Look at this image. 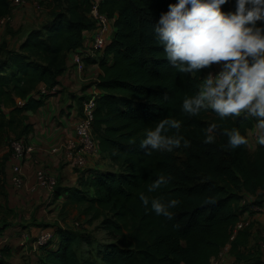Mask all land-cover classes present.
Masks as SVG:
<instances>
[{
	"label": "trees",
	"instance_id": "obj_1",
	"mask_svg": "<svg viewBox=\"0 0 264 264\" xmlns=\"http://www.w3.org/2000/svg\"><path fill=\"white\" fill-rule=\"evenodd\" d=\"M176 2L103 0L99 4L98 12L112 18L113 25L109 43L96 57L99 92L91 131L99 150L96 156H108L110 167L72 166L80 172L76 185L63 189L56 178L49 195L60 213L65 205L76 206L109 241L94 244V238L82 229L55 222L54 229H46L53 232L52 239L35 249L37 264H211L226 246L236 264H246L244 252L252 232L249 225L234 227L245 195L264 202V146L257 144L253 152L248 144L235 149L227 146L225 128H237L246 137L253 128V118L243 113L221 120L211 110L197 116L183 112V100L196 94L210 69L190 76L168 64L154 26ZM39 3L50 9L42 25L25 31L13 29L8 21L0 34V147L31 132L25 112L36 110L53 93L41 94L40 87L50 89L59 83L68 56L83 47V33L95 25L89 16L92 0ZM11 6V0H0V18L11 14ZM222 10H234V0ZM23 31L22 42L9 44L7 35L13 40ZM165 118L182 122L180 135L190 141L189 146L146 154L140 148L146 130ZM213 123L218 125L214 142L205 143V131ZM63 162L67 164L64 158ZM162 174L171 177L169 183L149 192ZM141 194L180 203L169 209V219L157 216L150 206L145 210ZM3 221L0 231L10 223ZM26 234L27 241L33 242L35 238ZM5 249L4 245L0 264Z\"/></svg>",
	"mask_w": 264,
	"mask_h": 264
},
{
	"label": "clouds",
	"instance_id": "obj_2",
	"mask_svg": "<svg viewBox=\"0 0 264 264\" xmlns=\"http://www.w3.org/2000/svg\"><path fill=\"white\" fill-rule=\"evenodd\" d=\"M230 0H177L168 6L154 26L168 64L179 74L190 75L217 66L203 77L197 92L186 97L182 110L190 116L211 110L221 120L241 114L256 118V141L264 146V0H234V10L223 11ZM258 22H261L258 25ZM182 122L174 118L159 121L146 130L140 148L172 152L190 141L180 135ZM218 125L205 131V143L214 142ZM173 130L174 133L169 135ZM227 146L235 149L249 143L239 129L223 130ZM160 175L149 187L154 192L169 183ZM140 200L157 216L172 218L169 209L180 201L167 203L141 194Z\"/></svg>",
	"mask_w": 264,
	"mask_h": 264
},
{
	"label": "crops",
	"instance_id": "obj_3",
	"mask_svg": "<svg viewBox=\"0 0 264 264\" xmlns=\"http://www.w3.org/2000/svg\"><path fill=\"white\" fill-rule=\"evenodd\" d=\"M11 7L9 25L13 29L21 28L22 30H27L36 28L42 25L49 17V8L42 6V10H45L47 13L44 12V14L38 16L31 1L23 4H14ZM83 35L84 40L82 48L84 49L89 45L88 30H86ZM25 37L26 32L24 33L23 31L22 34L13 38L11 44L17 46ZM78 50L77 48L73 52ZM71 54L67 58L66 70L59 78V83L57 84L58 90L49 95L45 102L36 110L25 112L26 123H29L32 129L31 132L23 138L27 143L33 146L34 151L27 154L22 163L24 172L22 188L15 189L9 182V170L7 172L8 175L6 174L9 184L7 189L10 187L7 191L9 200L10 198L14 199L13 203L22 208H26V206L30 207V202L44 205L52 203L49 193L36 186L35 173L38 169L43 170L48 175L58 178L60 182L59 185L63 189L66 187H74L76 185L77 176L80 173L74 170L72 166L63 162L65 147L70 141L76 138L74 127L82 116L83 101L94 93L99 92L97 83L99 80L100 67L96 57L85 56V67L82 72H78L72 66ZM251 118L254 120V125L253 128L247 132L249 152H253L258 144L255 135L256 118ZM53 149L57 150L53 151ZM86 164L87 168L91 169L96 168L105 170L110 167V161L106 155L88 157ZM26 193L29 194L30 202L24 198ZM41 208L43 209L44 206H41ZM41 214L40 211L39 217ZM26 217L29 219L32 217L30 211L27 212L26 215H22V213L18 212L17 220L20 221ZM48 223L50 226L45 229L33 224H26V226L20 225L18 222L4 226L0 231V236L5 239L6 247L3 256V264H37V252H35L33 248V242L27 240L21 242V234L22 232L29 233L32 238H36L44 230L54 229L53 223L55 222Z\"/></svg>",
	"mask_w": 264,
	"mask_h": 264
},
{
	"label": "built area",
	"instance_id": "obj_4",
	"mask_svg": "<svg viewBox=\"0 0 264 264\" xmlns=\"http://www.w3.org/2000/svg\"><path fill=\"white\" fill-rule=\"evenodd\" d=\"M27 0H11V5L23 4ZM31 3L35 0H29ZM103 0H92V8L89 12V16L94 20L95 25L92 29L88 30L89 33V45L86 48H80L78 51L72 52L71 63L72 66L78 71L82 72L85 67V56H101L104 52L107 44L110 41L112 33L113 19L109 18L105 13L98 12V6ZM36 10L42 8L38 1V5H33ZM10 20L8 17L0 18V34L5 27L6 23ZM213 73L219 71L217 66H213ZM208 71V72H209ZM207 72V73H208ZM207 75V74H206ZM58 90L57 84L47 89L45 86L40 87V93L46 94L48 91L56 92ZM20 105H23V101H18ZM95 108V93L83 101L82 104V116L74 127L75 140L70 141L65 147L64 159L67 164L82 168L86 165L87 158L96 156L99 153L97 142L93 137L91 131V122L93 120V112ZM11 149V161L9 165V182L15 189H20L24 182V172L22 163L27 154L34 151L31 144L24 141V139H12L10 141ZM57 149H53L56 151ZM36 186L48 193L54 190L57 179L55 176L48 175L43 170L38 169L35 173ZM245 223L238 221L235 224L234 229H240ZM23 234V232H22ZM21 242H25L27 234H23ZM53 237L51 230H44L33 240V248L37 249L40 245L46 244ZM5 245V239L0 236V257L1 249Z\"/></svg>",
	"mask_w": 264,
	"mask_h": 264
},
{
	"label": "rangeland",
	"instance_id": "obj_5",
	"mask_svg": "<svg viewBox=\"0 0 264 264\" xmlns=\"http://www.w3.org/2000/svg\"><path fill=\"white\" fill-rule=\"evenodd\" d=\"M35 1L36 2L32 3V5H38L39 0ZM42 9L43 7L36 10L38 16H41L46 12ZM6 39L10 44L12 41L11 36L8 37L7 35ZM10 151V145L7 142L0 147V226L4 222L3 219L10 222L9 224H15L18 222L20 225L24 226H26V224L29 225L34 221L37 224L58 222V224L64 228L69 227L74 228L75 230L82 229V232L89 233L94 238V244H96V242L107 243V241H109L105 233L98 230L96 222L93 224L87 223V217L80 214L78 212L79 209L76 206L65 205L66 208L64 209V213H60L59 208H57L55 204L48 203L44 205L30 202L28 193H26L24 198L30 202V207L26 206V208H22L13 203L14 199L10 198L9 200V195L7 194V191L10 189V187L7 189L9 185L7 179L8 173L7 175L4 174L3 170L4 165L6 166L5 170H7V172L9 170L7 163L9 164V161H11ZM256 199L257 196L245 195L240 204V221L245 223L244 226L249 225L252 232L249 248L245 249L244 252L246 257L244 262H246V264H264V202L257 203ZM60 201L62 202L63 199ZM41 206H44V208L42 209ZM29 211L32 214L30 219L26 217L20 221L17 220L18 212L22 213V215H26ZM40 211L42 214L39 217ZM78 231L80 232V230ZM90 243L91 245L93 244L92 242ZM228 247L229 246L224 247L219 256L211 260V264H236L234 260L235 257L231 256L227 251Z\"/></svg>",
	"mask_w": 264,
	"mask_h": 264
}]
</instances>
